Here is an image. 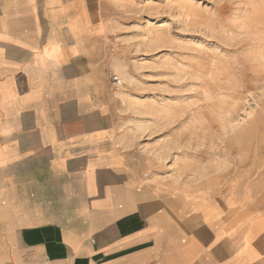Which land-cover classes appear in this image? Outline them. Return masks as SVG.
I'll use <instances>...</instances> for the list:
<instances>
[{"label": "crops", "instance_id": "obj_1", "mask_svg": "<svg viewBox=\"0 0 264 264\" xmlns=\"http://www.w3.org/2000/svg\"><path fill=\"white\" fill-rule=\"evenodd\" d=\"M106 12L0 0V264H264V213L174 193L121 148Z\"/></svg>", "mask_w": 264, "mask_h": 264}, {"label": "rangeland", "instance_id": "obj_2", "mask_svg": "<svg viewBox=\"0 0 264 264\" xmlns=\"http://www.w3.org/2000/svg\"><path fill=\"white\" fill-rule=\"evenodd\" d=\"M106 8L121 148L174 193L264 213V0Z\"/></svg>", "mask_w": 264, "mask_h": 264}, {"label": "built area", "instance_id": "obj_3", "mask_svg": "<svg viewBox=\"0 0 264 264\" xmlns=\"http://www.w3.org/2000/svg\"><path fill=\"white\" fill-rule=\"evenodd\" d=\"M110 79H111V89H112V91H116L122 86V80L119 77V75H117L116 73L112 72L110 74Z\"/></svg>", "mask_w": 264, "mask_h": 264}]
</instances>
